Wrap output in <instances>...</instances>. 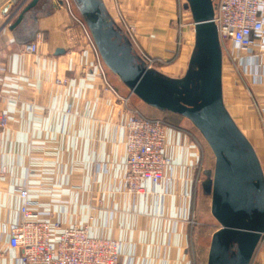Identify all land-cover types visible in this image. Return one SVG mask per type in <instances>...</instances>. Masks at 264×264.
I'll return each instance as SVG.
<instances>
[{"label": "crops", "instance_id": "crops-1", "mask_svg": "<svg viewBox=\"0 0 264 264\" xmlns=\"http://www.w3.org/2000/svg\"><path fill=\"white\" fill-rule=\"evenodd\" d=\"M30 1L0 0V112L9 116L7 127L0 129V264H16L19 256L6 248L5 228L19 221L17 189L24 187L39 203L43 219L83 225L91 236L118 240L121 264H194L195 195L202 182L195 168L203 167L205 141L181 126L167 127L171 163L165 181L146 182L140 194L123 192L125 112L120 99L130 91L107 68L106 80L120 99L105 89L92 53L70 40L77 28L60 0L37 3L36 10L46 13L35 21L33 40L18 43L9 27ZM50 2L57 7L47 8ZM175 4L123 0L139 47L177 78L187 68L194 34L192 21L179 15L176 23ZM30 43H38L36 54L22 51ZM57 49L63 52L55 54ZM231 63L238 66V77ZM221 80L223 104L262 165L264 59L248 60L243 53L226 64L222 55ZM132 100L130 106L140 108L142 102ZM255 260L264 264V245Z\"/></svg>", "mask_w": 264, "mask_h": 264}, {"label": "water", "instance_id": "water-1", "mask_svg": "<svg viewBox=\"0 0 264 264\" xmlns=\"http://www.w3.org/2000/svg\"><path fill=\"white\" fill-rule=\"evenodd\" d=\"M39 1L31 0L11 23L18 43L33 40L35 21L46 13L36 10ZM73 1L105 67L148 107L187 119L210 149L212 175L200 186L210 196V213L219 228L211 235L206 264H250L264 232V174L253 146L223 104L222 50L212 22V0H185L194 44L178 78L146 67L102 0ZM26 23L29 27L20 29ZM62 52L57 49L55 54Z\"/></svg>", "mask_w": 264, "mask_h": 264}, {"label": "built area", "instance_id": "built-area-1", "mask_svg": "<svg viewBox=\"0 0 264 264\" xmlns=\"http://www.w3.org/2000/svg\"><path fill=\"white\" fill-rule=\"evenodd\" d=\"M60 1L81 28L79 34L70 35V40L81 42L92 53L94 66L105 89L119 98L106 80V67L86 24L74 16L69 0ZM102 1L111 19L146 67L152 68L154 64L163 63L139 47L135 39L136 28L122 15L118 0H110L115 17L110 13L106 1ZM212 3V22L216 26L221 50L222 45L227 42L230 45V57L233 59L241 58L243 53L248 60L264 59V0H212ZM191 26L193 27L192 23ZM22 51L36 54L38 43L23 45ZM131 96L130 93L119 98L125 112L122 128L126 153V171L121 182L123 192L140 194L143 193L146 182L158 184L165 181L164 173L171 160L166 152L167 126L160 120L145 118L131 108ZM3 97L0 93V100ZM8 123V113L1 111L0 129H5ZM195 170L199 173L200 166L197 165ZM17 197L19 221L5 228L6 248L19 251L16 264H121L120 243L115 238L91 236L83 225L61 226L58 222L43 219L39 212V203L30 198L27 187L17 189ZM262 244L264 232L258 247Z\"/></svg>", "mask_w": 264, "mask_h": 264}, {"label": "rangeland", "instance_id": "rangeland-1", "mask_svg": "<svg viewBox=\"0 0 264 264\" xmlns=\"http://www.w3.org/2000/svg\"><path fill=\"white\" fill-rule=\"evenodd\" d=\"M104 1H106V5H108V8H109L112 16L114 15V17H115V13L112 10L111 1L110 0H104ZM69 2H70L71 10H72V13L74 14V16L83 21L80 13L78 12V9H77L74 1L69 0ZM118 2L120 3V6H121L122 15L126 18V20L128 22H130L131 19L125 13V10L123 7V0H118ZM184 2H185V0H175V3H176L175 4L176 23H178V21H179L178 20L179 15L181 16V18H184V20H185L184 22L191 23V16H190L189 12L187 10H183V8H182V5ZM67 13H68V10H67ZM68 16L71 20H73L69 13H68ZM73 23L75 24V27L77 28V32H75V34H79V32L81 31L80 26L78 24H76L75 21ZM222 55L224 57V62H226V64H227V62L229 61V58H231L230 57V45L227 42H225L222 45ZM161 66L165 67L166 65L154 64L152 68H154L155 70L161 72L162 74H164L166 76H171V77L174 76L173 74H171L169 72L170 70H164V69H162L163 67H161ZM231 69H232V74L234 76L238 77V75L240 73L238 70V66L234 63H231ZM178 76L181 77L180 75H178ZM131 98L135 99L132 101L139 103L138 102L139 100H136L137 98L134 95H133V97L131 96ZM139 106H140V108L133 106V105L130 107L133 109H136L145 118L156 119V120H160V121L164 122V124L167 127H169V126L178 127V126H176V124H177V125L185 128V129H187V130H190L191 132L193 131L192 133L194 135L199 136V138L201 139L202 142L204 141V140H202V137L199 134V132L187 120L180 118V117H177L175 115H171L168 113H162V112L153 110L152 108L148 107L147 105H145L143 103L139 104ZM253 127L250 126V129ZM244 132L247 134L246 130H244ZM203 143H204V147L206 150H205L204 160H203V164H202L203 167H201V169L203 171H211L212 172L213 166H214V157H213L210 149L208 148L207 144L205 142H203ZM206 153H207V155H206ZM261 166H262V170H264V163L263 162H262ZM203 171H200V173H199L200 181H204L205 179H207V177L204 174L202 175ZM193 221H194L193 222L194 230H193L192 236H193V240H194L193 246L195 249V260H194L195 262H194V264H205L206 252H207L208 247H209L211 235L219 228V224L211 216V213H210V196L203 194L200 184L196 188L195 212H194ZM263 245L264 244H262V246ZM198 251H199V253H201L199 258H198V254H197ZM250 264H257V261L255 260V254H254V257H253Z\"/></svg>", "mask_w": 264, "mask_h": 264}, {"label": "trees", "instance_id": "trees-1", "mask_svg": "<svg viewBox=\"0 0 264 264\" xmlns=\"http://www.w3.org/2000/svg\"><path fill=\"white\" fill-rule=\"evenodd\" d=\"M133 96V95H132ZM154 110V109H153ZM157 111V110H156ZM160 112V111H159ZM162 113H167V112H162ZM168 114H171V113H168ZM171 115H174V114H171ZM175 116H177V115H175ZM177 117H179V116H177ZM180 118H182V117H180ZM184 119V118H183ZM176 126H178L179 127V125H177L176 124ZM205 175L207 178H210L211 177V175H212V172L211 171H203L202 172V175Z\"/></svg>", "mask_w": 264, "mask_h": 264}]
</instances>
